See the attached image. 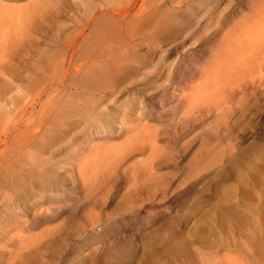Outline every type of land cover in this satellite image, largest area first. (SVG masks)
I'll use <instances>...</instances> for the list:
<instances>
[{"label": "rangeland", "instance_id": "obj_1", "mask_svg": "<svg viewBox=\"0 0 264 264\" xmlns=\"http://www.w3.org/2000/svg\"><path fill=\"white\" fill-rule=\"evenodd\" d=\"M119 1L0 0V264H264V53L228 57L259 0Z\"/></svg>", "mask_w": 264, "mask_h": 264}, {"label": "bare ground", "instance_id": "obj_2", "mask_svg": "<svg viewBox=\"0 0 264 264\" xmlns=\"http://www.w3.org/2000/svg\"><path fill=\"white\" fill-rule=\"evenodd\" d=\"M120 1H119V3L126 4V3H129L131 0H128L127 2H125V1L120 2ZM156 7L157 8H155V10L158 9V7H160V6H156ZM139 8H140V12L134 13V15L132 17L137 18L138 16H140L139 13L146 10V6L144 5L143 0H142V2H140ZM116 12H117V14H120V12H118V11H116ZM157 23H158L157 24L158 28L156 29V31L153 29L152 30L153 34L150 36L153 39H154V37H157V39H159L158 35H160L162 31H164L163 28L161 31L160 21ZM109 30H110V28L106 26L104 33H107ZM113 32H114V30H113ZM229 40H230V44H229V48H228V57H231L233 55L232 52L235 51L233 48L234 46H236L238 50L243 49L242 52H239V53L241 54V56H247L248 58L252 57L253 54H256L257 52L260 54L264 53V0H259V2L255 5V7L252 10H250V14L246 18L245 22L238 26L236 31L230 35ZM235 54H237L236 51H235ZM127 55H128V52H124V53L122 52L119 55L113 54V56L110 58V60L104 61V65L102 67V70L100 72L98 71L99 72V73L97 72L98 74L96 72H94L98 75V77L96 79L97 82L94 84H91L93 87L98 85L95 88V90L98 88H107V87L117 88L116 87L118 84L117 79L120 77L121 72L128 66V64L126 62L122 61L123 59L126 60ZM258 55H255V56H258ZM260 57L262 58V56H260ZM240 60H242V59H240ZM243 60H245V59H243ZM248 61H250V59ZM90 63H92V62L90 61V59H87V58L86 59L84 58L80 62H77L75 65L72 66V74L71 75L77 77L80 73L85 71V69L89 66ZM209 63L210 64L207 65L208 68H206L208 71H207V73L206 72L204 73L205 74L204 78H206V79L203 80L206 85L212 83V81L218 77V74H219L221 68L223 69V66L225 65L224 63L219 62V60L216 57L214 60H212ZM259 69H261V68H259ZM258 71H260V70H258ZM254 73H255V71H254ZM214 81L216 82V79ZM13 101L14 100L6 101L4 103L8 106ZM76 107H77V109H79L77 105H75V108ZM3 108H5V107L0 106V117L11 114L13 112L12 107L8 108L7 113ZM43 109H46V107L41 106L40 115L38 116V118H40V121L42 124H45L48 122V119H47V117H44L43 115L46 113H50L51 110L46 109L47 110L46 111ZM93 122L94 123H89L88 125L96 124L95 120H93ZM0 123H1V119H0ZM6 124H7L6 121L3 122V125H6ZM37 125H39V124H36L35 126H31L29 121L24 123V121H22V117H20L19 120L14 119L13 122L9 125V131H10L9 133H11V131H13V130L18 129L19 134H22V135H20V139H18V141L24 142L25 145H27L31 142H34L36 140L37 136L39 135V130L35 129V127H37ZM28 130L30 131V133H28ZM46 131H47L46 132L47 135H50L52 133H54V135H56L58 130L57 129L56 130L51 129V127H50L49 130H46ZM4 139L6 141L8 140L7 137H5ZM7 148L8 147L5 146V142H4L2 147L0 148L1 159L5 158V153L9 154L11 152V151L7 152ZM32 153H34V152L30 151V154H32ZM36 155L37 154L31 155L32 160L30 162V165L32 167V169H31L32 171H31V175L30 174L29 175L30 176L34 175L36 177V179H38L39 173L35 172L33 169L39 168L41 165V163H40L41 161ZM1 166H2V163L0 164V174L2 173V171H4L1 169ZM1 175H0V181L3 182L4 179L1 177ZM14 176H15V171L12 172L11 178L17 177V179H19L18 173H17V176H15V177ZM9 207H11V204L10 203L8 204L7 197H3V195L0 194V218L4 217L8 213L6 210Z\"/></svg>", "mask_w": 264, "mask_h": 264}]
</instances>
